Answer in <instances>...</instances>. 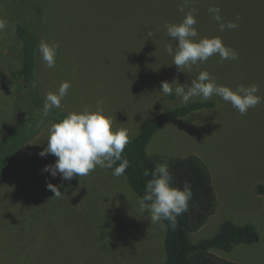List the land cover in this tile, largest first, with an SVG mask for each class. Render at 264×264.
<instances>
[{
  "label": "rangeland",
  "instance_id": "obj_1",
  "mask_svg": "<svg viewBox=\"0 0 264 264\" xmlns=\"http://www.w3.org/2000/svg\"><path fill=\"white\" fill-rule=\"evenodd\" d=\"M25 0H0V140L13 118L14 74L21 68L22 46L16 35L17 9ZM42 0L46 42L57 43L56 65L48 68L39 56L38 81L45 96L62 82L71 87L61 101L67 112H94L98 101L113 120V129H127L129 138L141 135L158 115L185 106L160 92L161 82L189 85L201 71L217 84L235 90L256 84L264 97V0ZM221 9L219 30L208 9ZM195 10L197 39L219 37L238 53V59L218 55L181 72L168 54L177 41L165 24H179ZM238 18V19H237ZM148 32L152 36H148ZM173 84V88H175ZM201 101L193 97L188 104ZM214 109L179 118L164 126L147 146L149 156L203 159L211 171L217 194L216 213L193 243L213 238L222 224H254L260 241L232 252L212 250L237 264H264V207L255 187L264 183V102L241 115L218 96ZM187 105V104H186ZM48 128L24 149L0 183V264H163L166 225L151 223L141 212L138 196L126 176L97 167L89 175L62 180L42 173L54 155L41 157ZM59 186L61 196L47 184ZM53 198V199H52Z\"/></svg>",
  "mask_w": 264,
  "mask_h": 264
},
{
  "label": "trees",
  "instance_id": "obj_2",
  "mask_svg": "<svg viewBox=\"0 0 264 264\" xmlns=\"http://www.w3.org/2000/svg\"><path fill=\"white\" fill-rule=\"evenodd\" d=\"M25 1L17 9L19 22L16 35L22 46V64L14 74L13 118L0 140V183L24 149L51 124L68 115L61 108H53L47 114L43 110L46 96L38 81V45L42 39L46 40L44 9L42 0ZM217 105L215 101H197L164 112L148 123L140 136L129 138L124 149L123 156L129 161L124 175L139 198L145 194V184L151 179V176L143 175L144 170L151 172L158 163L168 165L172 187L183 189L187 184L191 188L192 198L188 210L177 217L175 225L167 220L161 221L166 225V260L163 264H237L219 257L212 250L229 253L237 246L254 245L260 241L259 230L254 224L239 225L227 221L213 238L193 243L191 235L204 227L217 210V194L211 171L203 159L196 155L166 158L147 154L148 143L164 126L179 118H190L188 122L192 124L199 111L214 109ZM255 191L263 199L264 207V183H258Z\"/></svg>",
  "mask_w": 264,
  "mask_h": 264
},
{
  "label": "clouds",
  "instance_id": "obj_3",
  "mask_svg": "<svg viewBox=\"0 0 264 264\" xmlns=\"http://www.w3.org/2000/svg\"><path fill=\"white\" fill-rule=\"evenodd\" d=\"M189 0H184V5L179 9L184 12L188 7ZM213 19L219 24V30H233L238 24L233 21L222 22L221 9L212 6L208 9ZM195 10H189L179 24H165L168 37L177 41L175 50L172 45H167L169 55L173 56V63L178 70L183 72L184 68L191 70L192 66L207 62V60L218 55L221 60L238 59V53L226 45L219 37L197 39L198 32L195 27L197 21ZM238 19V18H237ZM8 27L6 19H0V32ZM148 36H152L148 32ZM59 45L49 44L41 40L38 52L48 68L56 65V56ZM175 84V88H173ZM71 87L70 82L64 81L57 92H49L46 95L43 110L47 114L53 108H60L61 101L68 94ZM160 92L164 95H173L180 99L181 104H188L191 98L200 97L207 101L212 96H218L232 105L241 115H246L250 108H255L264 97L257 95L259 87L256 84L245 87L237 86L235 90L227 86L217 84L214 77L207 71H201L199 75L191 80L189 85H180L177 82H161ZM98 101L97 109L92 112L87 109L82 112H71L57 123L51 124L48 129L47 147L39 153L43 158L54 155L57 159L53 165H46L42 173H48L52 178L58 175L62 180H71L74 176L89 175L97 167L101 169H112V175L120 177L129 166V161L123 156L124 149L129 143L127 129H113V120L104 114ZM117 162H119L118 166ZM115 166V167H114ZM145 177L151 176L145 184V194L138 198L141 212H148L151 223H159L162 220L169 221L175 225L177 217L188 210L189 201L192 198L190 186L184 185L183 189L171 186L172 175L168 165L157 164L151 172L144 170ZM55 195L61 196L59 186L47 184ZM53 199V198H52Z\"/></svg>",
  "mask_w": 264,
  "mask_h": 264
}]
</instances>
